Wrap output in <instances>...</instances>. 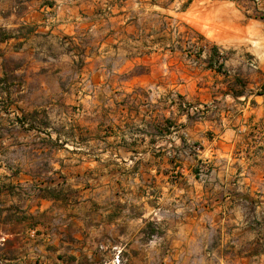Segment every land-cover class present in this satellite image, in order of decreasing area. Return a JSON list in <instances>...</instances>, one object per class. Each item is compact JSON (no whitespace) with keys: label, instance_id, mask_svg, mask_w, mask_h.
Returning <instances> with one entry per match:
<instances>
[{"label":"crops","instance_id":"crops-1","mask_svg":"<svg viewBox=\"0 0 264 264\" xmlns=\"http://www.w3.org/2000/svg\"><path fill=\"white\" fill-rule=\"evenodd\" d=\"M165 1L0 0V192L6 193L0 207L68 210L74 203L61 195L30 192L37 179L7 150L52 132L62 134L67 152L78 150L84 131L99 148L102 120L113 127L119 117L139 127L133 140L140 154L164 150L153 137L177 131L179 142L194 143L196 158L209 166L204 192H189L195 203L168 229L173 248L165 264H264V60L261 70H250L241 63L243 52L224 50V64L237 73L217 72L206 63L224 47L206 36L200 44L192 36L176 39L175 29L162 24L161 10L173 7ZM216 10L228 12L223 3ZM254 22L248 31L257 28ZM56 117L70 128H53ZM163 158L156 157L158 174ZM1 211L0 245L14 236L28 239L8 229L14 221ZM50 232L48 243L57 242Z\"/></svg>","mask_w":264,"mask_h":264},{"label":"rangeland","instance_id":"rangeland-1","mask_svg":"<svg viewBox=\"0 0 264 264\" xmlns=\"http://www.w3.org/2000/svg\"><path fill=\"white\" fill-rule=\"evenodd\" d=\"M170 1L173 7L169 5V10H161L162 24L175 29L176 39L192 36L200 44L206 36L224 47L223 51L215 53L212 63H206L217 72L225 76L237 73L224 64V50L228 51V56L237 50L248 56L258 55L261 49L264 51V29L243 16L230 0H193L192 5L191 0H166L165 3H172ZM218 3H223L228 12L218 14ZM185 9L188 10L181 13ZM251 22L256 23L257 28L248 31L246 25ZM179 106L188 108L183 103ZM78 107L74 105L73 109ZM191 107L189 110L195 112ZM101 115L103 119V109ZM38 120L45 122L42 117ZM52 121L55 129L70 128L64 127L58 117ZM83 121L92 122L93 118L84 117ZM126 122L117 117L115 125L110 127L102 120L99 148L93 146L96 142L92 134L84 131L81 136L85 146L78 150L67 152L58 141L62 140V134L56 138L53 132L48 136L27 137L7 150L6 156L11 161L21 160L22 167L37 179L29 184L30 192L41 193L39 188L50 184L57 189L56 194L74 204L68 210L63 206L60 211L46 214L26 213L16 203L0 207L1 213L14 221L8 229L22 230L28 237L14 236L3 242L0 264L166 263L163 257L173 248L168 229L195 203L189 192H204L209 166L207 161L196 158L194 143L179 142L177 131L161 138L153 137L154 142H163L159 148L164 147V150L153 148L148 156L140 154L139 141L133 140L139 127ZM126 144L135 149L127 151ZM159 153L164 157L160 160L164 167H159L158 174L156 157ZM1 194L2 204L6 193ZM4 221L0 222V228ZM28 227L35 228L27 230ZM50 228L55 232V243L46 240V234L51 235ZM140 254L147 257L141 260Z\"/></svg>","mask_w":264,"mask_h":264},{"label":"built area","instance_id":"built-area-1","mask_svg":"<svg viewBox=\"0 0 264 264\" xmlns=\"http://www.w3.org/2000/svg\"><path fill=\"white\" fill-rule=\"evenodd\" d=\"M236 3L243 16L248 19L258 21L264 27V0H237ZM261 57L264 60V51L262 49L259 51L258 55H244L241 60V63L247 69L259 71L263 68L262 64L264 62H262ZM192 108L195 107H191V109Z\"/></svg>","mask_w":264,"mask_h":264},{"label":"trees","instance_id":"trees-1","mask_svg":"<svg viewBox=\"0 0 264 264\" xmlns=\"http://www.w3.org/2000/svg\"><path fill=\"white\" fill-rule=\"evenodd\" d=\"M39 190L42 192H46L47 195L50 197H56L57 196L56 192H58L57 189L52 186H45L44 188H39Z\"/></svg>","mask_w":264,"mask_h":264}]
</instances>
